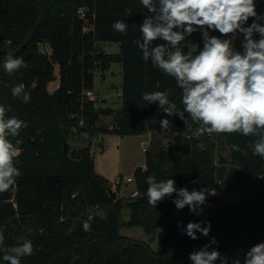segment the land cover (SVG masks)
Segmentation results:
<instances>
[{
  "label": "trees",
  "instance_id": "16d2710c",
  "mask_svg": "<svg viewBox=\"0 0 264 264\" xmlns=\"http://www.w3.org/2000/svg\"><path fill=\"white\" fill-rule=\"evenodd\" d=\"M263 9L264 0H258V13ZM147 15L139 0H0V64L42 16L31 42L16 55L28 66L11 76L6 72L0 76V104L9 107V116L28 125L18 137L23 141L17 162L21 176L12 189L0 193V231L5 237L0 264H7L2 260L4 249L25 238L33 242L34 252L23 257L21 264H192L189 253L213 236L217 244L212 249L229 257V264L231 259L243 264L249 248L264 242V159L253 156L248 148L255 138L193 137L185 133L179 117H168L157 104L143 100L145 92L169 91L170 100L182 108L175 80L145 61L133 43L140 39L139 25ZM117 20L129 25L126 34L112 28ZM241 38L233 41L238 49ZM104 43H117L120 52L106 53ZM43 45L50 52L42 51ZM115 62L122 64L121 106L117 126L103 129L97 126L101 115H111L114 109L96 106L97 99L86 92L94 90L96 73ZM56 80L59 86L50 89ZM21 83L30 94L29 103L11 93ZM165 118L173 125L167 130L159 123ZM84 132L90 143L69 152V138ZM99 133L152 135L145 166L133 172L138 196L113 199L110 181L96 174L91 139ZM201 141L203 150L197 148ZM232 144L247 155L233 151ZM224 148L228 156L221 154ZM149 176L157 181L172 178L178 189L206 187L209 195L202 214L190 213L187 206L183 210L186 222L210 221L209 236L197 232L199 239L192 240L181 234L177 221L161 229L176 209L171 202L175 196L166 197L156 208L150 206L145 195ZM217 190L255 193L243 202L224 203ZM124 207L130 211L126 226H139L152 235L160 251H153L148 243L135 244L120 233ZM85 221L91 231L83 230Z\"/></svg>",
  "mask_w": 264,
  "mask_h": 264
},
{
  "label": "clouds",
  "instance_id": "9594fccd",
  "mask_svg": "<svg viewBox=\"0 0 264 264\" xmlns=\"http://www.w3.org/2000/svg\"><path fill=\"white\" fill-rule=\"evenodd\" d=\"M139 2L150 15L144 16L139 25L140 39L133 43L145 61L150 60L154 68L175 80L181 90L182 108L170 100L169 91L145 92L143 100L157 104L168 117H179L186 126L185 133L193 137H254L248 148L253 156L264 159V14L258 13L257 0ZM128 27L124 20L112 24L121 34H126ZM195 33H199L202 44L191 41ZM238 37H242L239 49L233 43ZM27 66L22 57L9 52L0 69L11 76ZM11 93L24 103L31 100L22 83L14 85ZM9 111L8 106L0 104V193L12 189L21 176L17 162L23 141L18 137L21 130L28 127L20 118L9 116ZM159 123L163 130L173 126L166 118ZM197 148L203 150L204 143H198ZM231 149L247 155L237 144H232ZM146 184L145 195L150 206L156 208L166 197L175 196L171 202L177 210L187 206L190 213L197 216L202 214L209 195L206 187L191 191L187 187L178 189L172 178L157 181L149 176ZM96 215L105 218L104 213ZM181 223L178 221L177 226L181 227ZM205 224L207 226H202ZM211 227L210 221H190L181 229V234L197 240V232L207 237ZM83 230L91 231L87 221L83 223ZM4 240L0 231V246L4 245ZM213 244H217L215 236L199 250L189 253L192 264H216L217 260L220 264H229L230 258L212 249ZM33 252V242L25 238L18 245L4 249L2 260L7 264H21V259ZM231 264H241V261L231 259ZM243 264H264V242L249 248Z\"/></svg>",
  "mask_w": 264,
  "mask_h": 264
},
{
  "label": "rangeland",
  "instance_id": "374dc122",
  "mask_svg": "<svg viewBox=\"0 0 264 264\" xmlns=\"http://www.w3.org/2000/svg\"><path fill=\"white\" fill-rule=\"evenodd\" d=\"M261 14H264V9ZM249 23H251V19ZM211 34L218 35V33ZM190 39L193 42L202 44L199 33L193 34ZM102 48L106 53L112 55H116L120 52V47L117 43H104ZM41 50L50 52L49 47L45 45L42 46ZM122 81V64L119 62L112 63L105 72L96 73L94 85L97 99L96 106L114 109V113L111 115H101L97 123L99 128L112 129L117 126V115L121 97L118 96V93L122 88ZM49 86L50 88H54L55 81L51 82ZM102 100H106V102H102ZM151 140V134L150 136H123L109 133H99L96 137L91 139L95 172L110 181V188L118 193V197H122L123 199L130 198L129 194L135 189V183H126V178L133 176L135 168L145 166L146 153L143 148H149ZM143 141L145 142L144 145H142ZM166 141L167 138H163V142ZM89 143V134L84 132L71 136L67 143V149L71 152L74 149L85 147ZM221 154L228 156V149H222ZM217 192L221 195L224 203L243 202L251 199L255 193L253 190H217ZM129 215V209L124 207L121 212V221L122 223L124 222V225L120 228V233L130 237L135 240V242L148 243L153 251H160L161 246L158 244L156 238L152 239V235L145 233L139 226H126ZM173 221L182 222V228H186L188 222L184 219V210L175 209L171 216L164 222L161 229H165Z\"/></svg>",
  "mask_w": 264,
  "mask_h": 264
},
{
  "label": "water",
  "instance_id": "95a60500",
  "mask_svg": "<svg viewBox=\"0 0 264 264\" xmlns=\"http://www.w3.org/2000/svg\"><path fill=\"white\" fill-rule=\"evenodd\" d=\"M41 22H42V16H40L39 17V20H38V22H37V24H36V26H35V28L29 33V35L24 39V41L22 42V44L18 47V48H16V49H14L13 51H12V53H14L15 55H17V54H19L30 42H31V40L33 39V37H34V34H35V32H36V29H37V27L41 24ZM2 73H3V70L2 69H0V76L2 75ZM109 192H110V194H111V196L113 197V199H117V197H118V193L116 192V191H114V190H112L111 188H109ZM135 244H140V245H143V243H138V242H135Z\"/></svg>",
  "mask_w": 264,
  "mask_h": 264
},
{
  "label": "built area",
  "instance_id": "2783aa9c",
  "mask_svg": "<svg viewBox=\"0 0 264 264\" xmlns=\"http://www.w3.org/2000/svg\"><path fill=\"white\" fill-rule=\"evenodd\" d=\"M58 86H59V83L57 84L56 88H57ZM86 94H87L88 97H91V98H93V99L96 98V95H95V91H94V90H88V91L86 92ZM144 144H145V142L143 141V142H142V145H144ZM143 150L145 151L146 148H143ZM134 182H135V180H134V177H133V176H130V177H127V178H126V183H134ZM138 195H139V191H138L137 189H134V190H132L131 193L129 194V197L133 198V197H136V196H138Z\"/></svg>",
  "mask_w": 264,
  "mask_h": 264
},
{
  "label": "crops",
  "instance_id": "0c3cea01",
  "mask_svg": "<svg viewBox=\"0 0 264 264\" xmlns=\"http://www.w3.org/2000/svg\"><path fill=\"white\" fill-rule=\"evenodd\" d=\"M57 84H58V80L55 81V87H54V88H50V86H49V88H50V89H55L56 86H57ZM94 91H95V90H94ZM95 94H96V91H95ZM118 96H121V90H120V92L118 93ZM102 102H106V100H102ZM120 106H121V97H120ZM119 108H120V107H119ZM140 135H141V136H142V135H144V136H146V135L148 136V135H149V136H150V133H144V134H140ZM143 167H144V166H143Z\"/></svg>",
  "mask_w": 264,
  "mask_h": 264
}]
</instances>
